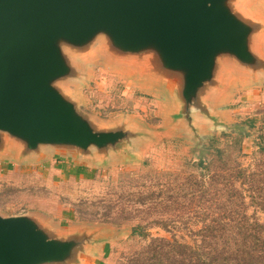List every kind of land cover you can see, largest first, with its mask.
I'll return each mask as SVG.
<instances>
[{"label":"rangeland","instance_id":"obj_1","mask_svg":"<svg viewBox=\"0 0 264 264\" xmlns=\"http://www.w3.org/2000/svg\"><path fill=\"white\" fill-rule=\"evenodd\" d=\"M241 4L260 23L257 50L264 57V0ZM100 48L72 53L65 47L80 73L65 90L94 128L125 126L139 133L138 139L131 137L108 161L53 151L29 161L0 158V215H39L64 232L111 239L100 264H144L155 249L199 250L212 242L207 232L237 226L227 218L239 212L250 219L249 226L264 224L251 186L236 174L241 167L249 175L260 165L257 134L241 123L264 112V72L256 77L233 72L209 102L210 112L194 114L189 124L175 117L176 103L164 88ZM233 133L245 137L242 151L235 150L226 167L210 165L215 141ZM139 227L146 236L135 235ZM83 264L96 263L86 258Z\"/></svg>","mask_w":264,"mask_h":264},{"label":"water","instance_id":"obj_2","mask_svg":"<svg viewBox=\"0 0 264 264\" xmlns=\"http://www.w3.org/2000/svg\"><path fill=\"white\" fill-rule=\"evenodd\" d=\"M241 3L0 0V158L29 161L53 151L108 161L138 139L125 126L94 128L66 92L64 84L80 75L69 46L72 53L100 46L114 61L135 65L175 101V117L192 124L194 114L210 112L209 102L233 72H264L260 23ZM107 240L64 232L39 215H0V264H83Z\"/></svg>","mask_w":264,"mask_h":264},{"label":"trees","instance_id":"obj_3","mask_svg":"<svg viewBox=\"0 0 264 264\" xmlns=\"http://www.w3.org/2000/svg\"><path fill=\"white\" fill-rule=\"evenodd\" d=\"M241 125L253 129L257 134L256 154L260 155V165L258 170H254V173L249 175H247L248 170L241 167L237 169L236 174L245 178V182L251 186L253 204L264 214V112L242 120ZM244 138L243 135L233 133L229 136L225 135L223 141L221 139L215 141L218 145L210 165L223 163L226 167L232 161L234 151L237 149L242 151ZM232 202L233 200L230 199L225 201L224 205L228 207ZM227 219H231V224L237 226L223 228L215 233L207 232L205 238L212 242L199 250L187 246L182 247L181 252H175L174 249L167 252L166 248L155 249L153 256L144 264H264V224L261 225L256 221L249 226L250 219L241 212L238 217L229 215ZM142 230L141 227L135 229V235L146 236Z\"/></svg>","mask_w":264,"mask_h":264},{"label":"crops","instance_id":"obj_4","mask_svg":"<svg viewBox=\"0 0 264 264\" xmlns=\"http://www.w3.org/2000/svg\"><path fill=\"white\" fill-rule=\"evenodd\" d=\"M111 244L110 240L104 241L98 245H95L90 250L89 260L93 263L100 264L105 256L106 248Z\"/></svg>","mask_w":264,"mask_h":264}]
</instances>
